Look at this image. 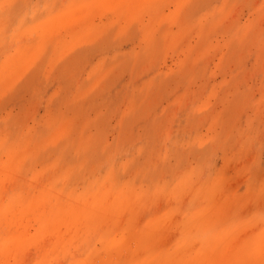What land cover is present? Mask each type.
Segmentation results:
<instances>
[{
  "label": "rangeland",
  "instance_id": "374dc122",
  "mask_svg": "<svg viewBox=\"0 0 264 264\" xmlns=\"http://www.w3.org/2000/svg\"><path fill=\"white\" fill-rule=\"evenodd\" d=\"M0 264H264V0H0Z\"/></svg>",
  "mask_w": 264,
  "mask_h": 264
}]
</instances>
